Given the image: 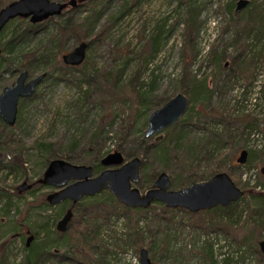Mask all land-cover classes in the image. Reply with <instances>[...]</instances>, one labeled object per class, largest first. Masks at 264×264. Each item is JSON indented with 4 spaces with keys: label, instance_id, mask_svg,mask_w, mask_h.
Listing matches in <instances>:
<instances>
[{
    "label": "rangeland",
    "instance_id": "374dc122",
    "mask_svg": "<svg viewBox=\"0 0 264 264\" xmlns=\"http://www.w3.org/2000/svg\"><path fill=\"white\" fill-rule=\"evenodd\" d=\"M191 1L200 8L199 19L201 21L194 43L189 42V37L185 34V14H183V5L179 8V0H111L110 4L98 8L101 10V14L100 16L97 15L96 18H92L90 25L80 22L78 26L74 27L75 33L58 35L59 40H56L50 48L53 53L57 52L59 47L62 48L59 51L60 55L62 52L70 50L72 46L81 40L92 41V47L88 50L89 63L84 69H86V73L92 74L93 78L98 76V79H101V90L106 95V102L103 103L104 100L99 99L96 106H93L91 110L84 109V115L81 116L75 112L74 106V99L80 94L77 84H66L62 81L57 83L51 80L40 81L36 90L37 96L22 102L18 123L9 125L5 129L0 127V131H3L4 134L2 138L0 137V142L5 144L1 145L3 151L0 153V186L5 190V192L2 190V193L7 192L10 196L8 215L2 216L0 214V244L2 241L11 238L4 246V250H0V257L4 252L9 264H29L24 257L26 239L33 234L34 238L32 237L31 245L39 243L41 236L38 237L37 233L45 227H48V234L51 236V232L55 229L56 221L60 216L59 213L54 217V206L44 203L46 202V194L54 191L56 187L36 182L37 178L43 173L44 157L55 155V157L62 158L61 153L76 154L74 158H79L77 161L65 159L74 164H82L83 161L81 160L88 158L86 156L90 154L94 146L98 147L105 143L104 136L101 135L102 137L100 136L101 138L99 137V140L92 146L91 139H89L90 133L97 129L103 131L104 128H107L110 134L107 143L103 146L104 151L109 153L110 151L119 150L120 145H123L121 148L127 155L125 156L126 159H131L135 155L142 157L141 152L145 148L149 151L148 146L152 147L156 140L164 136L165 132L157 133L153 137H147L144 132H142L144 135L141 137L133 133L137 122L131 121V115L135 112L134 110L139 103L135 89H133V83L136 79L134 76L140 73V79L148 82L153 71L156 78L149 111L145 118L141 117L140 119L141 121H147L148 116L155 108L162 106L176 93L185 92L191 99L188 91L190 86L184 80L182 81L183 72L189 70L193 73L199 72L203 76L207 75L208 85L212 89L215 86L213 73L217 72L219 74L221 70L224 71L228 62L231 63L232 55L236 53V49L232 45L235 28L231 21L233 14L236 12V6L233 12H230L227 4L230 1H234L236 4L237 0ZM79 2L81 3V1ZM97 6L100 7V4ZM90 7V4H80L76 10H70L71 8L68 7L62 13V17L58 18L70 16L74 20L80 19L82 16L91 14ZM48 26L53 32V23L50 22ZM159 29H162L163 36L157 47L154 45L153 36ZM48 33H50L49 30H47ZM47 34L36 36L29 45L22 48L20 52L15 53L14 63L23 59L29 51L35 49L37 44L40 45L41 40L46 41ZM154 47H157L155 52L153 51ZM39 72L40 68L38 67L31 76L37 75ZM75 72L80 75L79 71ZM18 73V71L13 73L14 79ZM8 75L9 73L5 72L4 79ZM222 75L220 74V76ZM116 80H118L117 96L111 90L116 86ZM251 81L252 85L250 84ZM86 84L88 82L84 79L83 86L86 87ZM233 86L225 94L222 102L232 105L237 99L244 97L242 104L247 106V108L245 107V115H250L253 112L254 116L258 117L260 128L250 136L251 140L248 145L243 147L248 150L247 160L250 162V166H244L245 163L240 164L237 161L242 148L237 149L235 147L230 150L226 148L225 151H232V166L226 171L242 188L251 189L256 183H261V189H264V173L261 171L264 167V58L260 56L255 61L250 60L247 75H243ZM242 86L244 96L242 95ZM1 87L0 91L3 89ZM247 89L248 91L244 93ZM122 94L123 98H121ZM212 96L213 101H217V93H213ZM111 99L114 103L110 101ZM251 101H256L257 106L250 103ZM242 104L240 103V105ZM198 107L201 108V106ZM188 110H190V113L195 111L191 104H189ZM188 110L185 112L186 115ZM79 121L83 124H79ZM147 124L142 127L145 129ZM72 134L79 137V147L76 149L74 145L72 146L73 149L66 144L72 140H70ZM63 138L64 140H62ZM5 139L6 141H3ZM42 140L45 142L55 140L49 153L45 150L38 151L39 144L37 145V141L40 143ZM57 142H60V144H56ZM61 143L63 144L61 145ZM12 157H15L14 160L18 165L13 162V165H17L16 168L6 172L8 170L6 164L12 163V161H9ZM143 158L144 162L141 165L140 172L141 179L134 183L142 192L153 184L157 174L163 168L162 161L154 152H150ZM201 168L203 169V166ZM171 178L173 179V175H171ZM24 179L34 184L30 189L18 192L17 187L21 185ZM248 181L251 186L245 187L244 182ZM170 187L179 188L172 185ZM249 196L247 195L244 198H247L246 200L253 207H258V202ZM4 200V198L0 199V208ZM64 203L62 205L66 206V204H70V201L66 199ZM155 203L158 207L165 206L159 201H155ZM51 207V210L48 209ZM175 209L177 210L173 214L177 226L172 231L176 233L177 239L171 241L174 244L173 249L185 244L188 245V248L194 244H202V240L205 238H216L218 240L216 247L224 244L225 239L222 232L217 234L212 232L207 235L200 229H189L188 214L178 208ZM247 214L248 211H244L241 217L237 212H234L232 221L227 226L230 229V235L236 234L241 238L248 232V227H246L248 225L246 223ZM73 217L75 218L76 215L74 214ZM107 222L108 224L103 223L104 225L100 228V235L95 239L94 244L98 252H95L94 256L99 257L100 251L98 248H100L104 251L103 256L106 261L110 263L140 264V249L148 247V243L155 244L150 232L146 230L144 245L139 250H135L134 247L124 242L126 232L129 229L127 220L125 221L123 216L113 214ZM178 222L181 223L178 224ZM17 225L21 232L19 237L13 234L16 232L13 228ZM142 226L145 227V224ZM156 228L157 225L154 226V229ZM73 232L72 228L61 237L56 234V238H60L59 243L65 246L68 242L74 241L75 235H73ZM100 238L101 240H99ZM262 238L264 239V230ZM224 248H227V246ZM172 254L170 251L168 257L159 248L156 249L155 255L151 256L152 261H154L153 264H172ZM83 257L90 260L92 264L95 263L88 254L83 253ZM220 257L218 258L220 259ZM181 260L183 261L179 259L174 264L205 263L200 257L199 259L193 257L190 261L184 258H181ZM48 264L56 263L50 261ZM61 264L73 263L64 261ZM236 264H258V261L253 255H246L244 262L240 261Z\"/></svg>",
    "mask_w": 264,
    "mask_h": 264
},
{
    "label": "trees",
    "instance_id": "16d2710c",
    "mask_svg": "<svg viewBox=\"0 0 264 264\" xmlns=\"http://www.w3.org/2000/svg\"><path fill=\"white\" fill-rule=\"evenodd\" d=\"M10 1L12 0H0V8ZM80 1L81 3L79 2L76 6L70 7V10H76L80 4H90L91 7L89 10L91 14L82 16L77 20H74L70 16L59 19L58 17H62L64 10L62 13L58 14V16H51L47 18V20L41 22L31 23L27 18L16 17L3 26V30L0 32V47L2 50L0 55L1 88L14 82L13 73L16 71L26 70L29 72V75H32L34 70L39 67L40 72H45V76L41 81L51 80L57 83L62 81L66 84L75 83L78 85L80 94L74 99L75 112L77 114L79 113V115L83 116L84 109L91 110L93 106L99 103V99H103V103L106 102V95H104L103 90H101V79H98V76L93 78L92 74L86 73V69H84L89 63L88 51H86L85 59L80 65L70 66L64 64L60 58L61 55L59 51H61L62 48L59 47V50L54 53L50 48L56 40H59L58 35L75 33L74 27L78 26L80 22L90 25L89 23H91L90 20H92V18H96L97 15L100 16L101 10L99 9L103 5H108L111 2V0ZM98 4H100V7L97 6ZM182 5L184 9L183 14H185V34L189 37V42L194 43L198 31L197 29L201 24L199 19L200 8L191 0H179V8ZM227 6L230 8V12H233L236 4L234 1H230ZM232 18L231 21L235 28L232 37V45H234L236 53L232 55L231 63L226 62L227 64L224 71L221 70L219 74L217 72L213 73L215 77V86H213L212 89L210 85H208L207 75L203 76L199 72L193 73L189 70L183 72L182 81L184 80L188 86H190L188 90L191 95L190 104L195 110L192 111V113L194 112L195 114L190 113V110H188V114H185L180 119V122L174 123V125H170L163 129L162 132H165L164 136L156 140L152 147L148 146L149 151L154 152L162 161L163 168L160 172L167 171L173 175V179L171 178V185L176 188L188 185L191 182L209 179L216 172L230 168L232 166V151L227 152L225 149L229 148L230 150L235 147L238 149L247 146L248 142L251 140L250 136L255 134L260 128L258 117L254 116L253 112H251L250 115H245V107L247 108V106L242 104L244 97L239 98V100L237 99L232 105H228L227 102L223 103L222 100L228 90L236 84L243 75H247L250 60L255 61V59L260 56L264 58V0H250L245 8L236 10ZM50 22L53 23L54 26L53 32H51L48 26ZM47 30H49L50 33L47 34ZM40 34H47L46 41L41 40L40 45L37 44L35 46L37 50L33 49L29 51L24 58L22 57L23 59L14 63L15 53L20 52L22 48L29 45L31 41ZM162 34V29H159L153 36L154 45L157 47L159 40L163 36ZM91 44L92 41L88 42V50L92 47ZM157 47H154V52ZM75 71H79L80 75L76 74ZM5 72L9 73V75L4 79ZM220 74L223 75L220 76ZM150 77V81L146 82L140 79V73L134 76L136 79L133 83V89H135L139 103L134 110L135 112L131 115V121L137 122L133 133L140 137L144 135L142 133L144 129L142 126L147 124V121H141L140 119L141 117L145 118V115L149 111L148 108H150L151 105L152 93L155 89L154 83L156 78L154 77L153 71ZM84 79L88 82L86 87L83 86ZM117 82L118 80L115 81L116 86L111 88L116 94L112 95L115 96H117L118 91ZM250 84L252 85V81ZM37 87L34 94L28 96V98L33 99L37 96ZM92 88H94V90H92ZM241 89L243 95V86ZM247 91L248 89L244 91V93ZM215 92L218 98L217 101L214 102L212 95ZM28 98H20L18 100L15 123H18L22 102L28 100ZM121 98H123V94ZM110 101L113 100L111 99ZM240 103L242 105H240ZM250 103L253 105L257 104L256 101H251ZM198 106H201V108ZM80 121L79 124H83L80 123ZM7 126L9 125H6L0 118V127L5 129ZM2 132L0 131L1 138L4 135ZM101 135L104 136V142L107 143L110 135L107 128H104L103 131L97 129L90 133L89 139H91L90 143L92 146L99 140ZM78 138V136L72 134V138L70 137V140H72L66 143L67 146L73 148L72 146L74 145L75 149L78 148ZM62 140H64V138ZM3 141H6V139ZM54 143L55 140H48L46 142L42 140L40 143L37 141V145L39 144L37 149L38 151L45 150L49 153L51 151L50 147H52ZM105 143L98 147L94 146L90 154L86 156L88 158L85 160L80 159L83 161L82 164H91L96 174L105 168L101 163V159L104 157L103 155H106L105 153L108 152L104 151L103 146H105ZM56 144H60V142ZM62 144L63 143H61V145ZM1 145L5 144L0 142V153L3 151ZM122 146L123 145H120L119 151H122L123 155L127 156L123 148H121ZM149 151L145 148L141 152L143 155L141 165H143L144 162L143 157L148 155L150 153ZM75 155L76 154L61 153L62 158H67L72 161H77V159H79L77 157L74 158ZM53 157H55V155L44 157L43 166L45 167L47 162H49L51 158L53 159ZM14 159L15 157H12L9 160L12 161V163L9 162V164H6V168L8 169L6 172L12 169L14 170L18 165ZM13 162L17 165H13ZM243 165L249 167L250 162L246 160ZM202 166L203 169L201 168ZM244 184L245 187L251 186L249 181L244 182ZM258 184L261 183H256L251 189H246L244 195V197L250 195L249 197L254 201L256 200L258 202V207L250 205V202L244 197L233 201V203L228 206H215L211 209L200 210L199 212H193L186 208L178 207L180 211L188 214L189 229L197 228L207 235L212 232H215V234L222 232L225 242L218 247L215 246L218 242L216 238H205L202 240V244H194L189 246V248L188 245L185 244L173 249L174 244L171 241L177 239L176 233L172 231L177 226V221L173 213L177 209L166 206L158 207L156 203V205L152 204L145 208H131L120 203L109 190L103 189L96 195L80 198L75 204L70 202V204L63 206L62 204H65L64 201L55 204L53 207V214L55 217L60 213L58 219L63 215L66 208L69 206L72 208L73 215L68 222L67 229L61 232L58 231L55 226V229L51 232V237L48 234V227H45L41 232L37 233L38 237L41 236V241L35 245H31V241L34 238L32 234L33 238L29 241V244L26 245L24 243V247L26 248L24 257L28 260L29 264H48L50 261L56 264H61V262L64 261H71L73 264H92L90 260L83 257L84 253L91 257L95 262L94 264H116L106 261L103 256L104 251L100 250V248H98L100 251L99 257L94 256V253L98 252L94 243L95 239L100 235L101 226L104 225L103 223L108 224L107 221L111 219L113 214H116L123 216L125 221L127 220L129 224V229L124 238L126 244L131 245L135 250H139V248L144 245L143 242L147 230L150 232V236L155 243H148L151 256L153 257L155 255V250L158 248L168 257L171 251L173 253L172 264L178 262L179 259L183 261L181 258L190 261L193 257L198 259L199 257L202 258L205 262L204 264H236V262H244L246 255H253L258 261V264H264V253L259 249V241L263 237L264 230V191L256 189ZM2 190L5 192L0 186V199H5L3 203H1L0 214H2V216H7L10 209V196L7 192L4 193V195ZM44 203L49 205L47 202ZM242 203L244 204L242 205ZM48 209L51 210L52 207ZM244 211H248V217L246 219L248 232L241 238L236 234L230 235L231 232L227 226L230 225L234 212H237L238 215L241 216ZM74 214L76 215V219L73 217ZM141 223H144L145 227H143L142 225L144 224ZM179 223L181 222H178V224ZM18 225L13 228V230L16 231L13 234L17 237L21 236ZM155 225H157L156 229H154ZM72 228L76 240L74 239L71 243L68 242L65 246L59 243L60 238H56V234L61 237ZM9 240H11V238L1 242L0 250L4 248ZM99 240H101V238ZM226 246L227 248H224ZM219 256H221L220 259L218 258ZM84 260H88L89 262ZM6 262L9 264L3 252L0 257V264H6Z\"/></svg>",
    "mask_w": 264,
    "mask_h": 264
},
{
    "label": "water",
    "instance_id": "95a60500",
    "mask_svg": "<svg viewBox=\"0 0 264 264\" xmlns=\"http://www.w3.org/2000/svg\"><path fill=\"white\" fill-rule=\"evenodd\" d=\"M80 0H12L0 8V32L3 26L13 18H27L31 23L47 20L51 16H58L68 7L79 4ZM250 0H237L236 10L246 7ZM88 51V41L77 42L70 50L61 53L64 64L80 65ZM2 53L0 47V55ZM45 72L31 76L26 70L19 71L14 82L6 85L0 91V118L6 125H13L16 121L18 100L28 98L34 94ZM190 97L184 92H178L171 99L155 108L148 116V124L144 129L147 137L160 133L166 127L180 122L188 110ZM248 150L242 148L237 161L242 164L247 160ZM105 167L94 174L91 164L72 163L67 159L53 157L43 169L42 175L36 182L55 186L56 189L46 194V202L51 206L69 200L73 204L84 196H93L103 189H109L120 203L128 207L145 208L155 201L162 202L170 208H186L193 212L211 209L215 206H228L233 201L244 197L246 189L240 187L226 170L216 172L209 179L191 182L186 186L174 189L171 186V175L167 171L160 172L154 183L144 192L136 185L140 181L142 157L133 156L126 159L122 151H110L101 159ZM264 173V167L262 168ZM34 183L25 179L17 187V191L30 189ZM72 208H66L63 215L56 221V229L65 231L72 217ZM32 236L29 235L25 244L28 245ZM259 249L264 253V239L259 241ZM140 264H153L149 249L142 247L139 251Z\"/></svg>",
    "mask_w": 264,
    "mask_h": 264
},
{
    "label": "flooded vegetation",
    "instance_id": "af4514ba",
    "mask_svg": "<svg viewBox=\"0 0 264 264\" xmlns=\"http://www.w3.org/2000/svg\"><path fill=\"white\" fill-rule=\"evenodd\" d=\"M261 186V184H258V186H256L257 190H260V191H264V190H261V189H258V187ZM246 193V192H245ZM148 248V247H147ZM152 259V258H151Z\"/></svg>",
    "mask_w": 264,
    "mask_h": 264
},
{
    "label": "built area",
    "instance_id": "2783aa9c",
    "mask_svg": "<svg viewBox=\"0 0 264 264\" xmlns=\"http://www.w3.org/2000/svg\"><path fill=\"white\" fill-rule=\"evenodd\" d=\"M258 189H261V186H259ZM261 190H264V189H261Z\"/></svg>",
    "mask_w": 264,
    "mask_h": 264
}]
</instances>
